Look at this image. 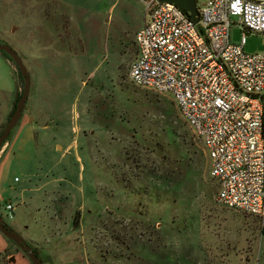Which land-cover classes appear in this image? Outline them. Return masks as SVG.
Here are the masks:
<instances>
[{"label": "rangeland", "instance_id": "374dc122", "mask_svg": "<svg viewBox=\"0 0 264 264\" xmlns=\"http://www.w3.org/2000/svg\"><path fill=\"white\" fill-rule=\"evenodd\" d=\"M146 1L0 0V42L30 76L19 123L37 125L34 140L23 131L8 147L10 132L1 147L0 214L42 264H264V223L216 202L207 153L170 94L128 76ZM241 31L231 26L230 40ZM243 51L264 52V32L246 31ZM8 60L0 133L7 88L16 76L18 98L23 86ZM35 83L48 93L42 111ZM0 264H31L1 232Z\"/></svg>", "mask_w": 264, "mask_h": 264}, {"label": "built area", "instance_id": "2783aa9c", "mask_svg": "<svg viewBox=\"0 0 264 264\" xmlns=\"http://www.w3.org/2000/svg\"><path fill=\"white\" fill-rule=\"evenodd\" d=\"M145 4L130 80L170 94L207 153L216 202L264 223V52L243 51L246 31L264 32V0H202L197 21L173 2Z\"/></svg>", "mask_w": 264, "mask_h": 264}, {"label": "water", "instance_id": "95a60500", "mask_svg": "<svg viewBox=\"0 0 264 264\" xmlns=\"http://www.w3.org/2000/svg\"><path fill=\"white\" fill-rule=\"evenodd\" d=\"M157 1H169L175 3L179 8L187 12L188 16L193 20H198V11L196 8V0H157ZM0 52L4 53L15 65L16 70L23 78L22 91L17 98L13 111L7 119L1 133H0V150L4 142L7 140V136L10 134L13 127L18 122L24 105L26 103L29 86H30V76L29 72L20 57V55L7 43L0 42ZM0 232L6 236L9 240L13 241L21 251L30 260L31 264H42L36 251L33 249L32 245L27 243V241L10 225L6 223L3 216L0 214Z\"/></svg>", "mask_w": 264, "mask_h": 264}, {"label": "crops", "instance_id": "0c3cea01", "mask_svg": "<svg viewBox=\"0 0 264 264\" xmlns=\"http://www.w3.org/2000/svg\"><path fill=\"white\" fill-rule=\"evenodd\" d=\"M44 45L45 44H43V45L41 44V46L36 50L37 51L36 52L37 56L40 58V59H38V58L36 59L37 60L36 64L37 65L40 64V66H44V63L46 64V62H43L44 61V53L48 52V51H47L46 47L44 48ZM1 54H2V52L0 53L2 61L9 67V69L11 68V70H13V72H14V68L12 67V65H11L10 61L8 60V58L6 56H4V55H1ZM7 89H8L7 92L10 95H12V97H13V100L11 101V104H10L12 106V108H13L15 100H16V97L18 95V85H17V82H16V76H15V81H14V79L12 81V85H11L10 89L9 88H7ZM1 90H3V89L0 87V91ZM43 90L40 91V89L38 88V85L35 83L34 95H33L32 99L30 101V103L34 107L38 108L40 111L43 110V107H42L41 104L43 103V101H45L46 98H48V93H46L47 90L46 89L44 91ZM12 110L13 109H11V111ZM16 125L18 126V128H17ZM16 125H15L16 127L14 126L12 131H11V132H14V133L11 135L9 143H7L6 146H8V147L11 146V145L16 146V144H18V140L20 139V133L23 132V131H25L26 134H28V135L32 134L33 140L35 139V136H34L35 133L34 132L37 130L36 129L37 125L35 124V122L32 119H30V117H27V119H21L20 123H19V120H18ZM43 126H46V125H43ZM14 128H15L16 131H14ZM33 143H34V141H33Z\"/></svg>", "mask_w": 264, "mask_h": 264}, {"label": "trees", "instance_id": "16d2710c", "mask_svg": "<svg viewBox=\"0 0 264 264\" xmlns=\"http://www.w3.org/2000/svg\"><path fill=\"white\" fill-rule=\"evenodd\" d=\"M133 42V41H132ZM134 44V43H133ZM4 54V53H3ZM4 56H6L5 54H4ZM7 57V56H6ZM8 58V57H7ZM16 100H17V97H16ZM16 100H15V102H16ZM15 104V103H14ZM33 247V249L36 251V247L35 246H32ZM23 252V251H22ZM24 253V252H23ZM36 253H37V251H36ZM25 254V253H24Z\"/></svg>", "mask_w": 264, "mask_h": 264}, {"label": "flooded vegetation", "instance_id": "af4514ba", "mask_svg": "<svg viewBox=\"0 0 264 264\" xmlns=\"http://www.w3.org/2000/svg\"><path fill=\"white\" fill-rule=\"evenodd\" d=\"M31 245V244H30Z\"/></svg>", "mask_w": 264, "mask_h": 264}]
</instances>
